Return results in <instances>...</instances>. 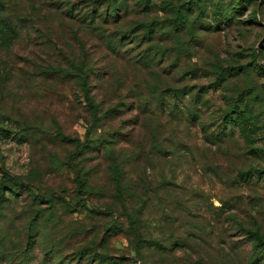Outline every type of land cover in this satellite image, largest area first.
Masks as SVG:
<instances>
[{
  "label": "rangeland",
  "instance_id": "1",
  "mask_svg": "<svg viewBox=\"0 0 264 264\" xmlns=\"http://www.w3.org/2000/svg\"><path fill=\"white\" fill-rule=\"evenodd\" d=\"M4 21L0 264H264V0H0Z\"/></svg>",
  "mask_w": 264,
  "mask_h": 264
},
{
  "label": "trees",
  "instance_id": "2",
  "mask_svg": "<svg viewBox=\"0 0 264 264\" xmlns=\"http://www.w3.org/2000/svg\"><path fill=\"white\" fill-rule=\"evenodd\" d=\"M3 23V26H2V28L0 29V34H3V35H5L4 34V31H6V33H8V35L10 36V38H11V40H12V43H10V44H7L6 46H5V48H10L14 43H15V41H16V39L18 38V30L12 25V24H10V23H8V22H6V21H4V22H2ZM9 38V39H10ZM4 49V48H3ZM87 101H88V103L90 104V106H91V108L93 109V111H94V113H96L97 112V110H98V106L96 105V104H94L93 103V101L90 99V97L87 95ZM252 109V108H251ZM251 111V110H250ZM244 112H245V110H242V111H238V110H235V111H232V113L234 114V117L235 116H237V117H239V118H241V116L244 114ZM251 114V113H250ZM95 118H97V116L95 115ZM18 183H19V185H22V186H25V184L23 183V182H21V181H17ZM249 234L251 235V236H253L254 238H256V239H260V236H259V234H258V232L257 231H251V232H249ZM156 245V244H155ZM157 246V245H156Z\"/></svg>",
  "mask_w": 264,
  "mask_h": 264
}]
</instances>
